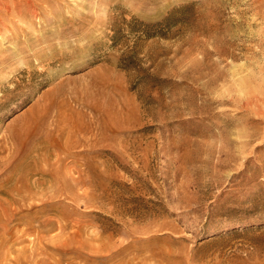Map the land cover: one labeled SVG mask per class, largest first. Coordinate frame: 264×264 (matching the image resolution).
I'll use <instances>...</instances> for the list:
<instances>
[{"label":"rangeland","instance_id":"1","mask_svg":"<svg viewBox=\"0 0 264 264\" xmlns=\"http://www.w3.org/2000/svg\"><path fill=\"white\" fill-rule=\"evenodd\" d=\"M262 108L264 0H0V264H264Z\"/></svg>","mask_w":264,"mask_h":264},{"label":"trees","instance_id":"2","mask_svg":"<svg viewBox=\"0 0 264 264\" xmlns=\"http://www.w3.org/2000/svg\"><path fill=\"white\" fill-rule=\"evenodd\" d=\"M168 22V20L164 21V23ZM167 24V23H166Z\"/></svg>","mask_w":264,"mask_h":264},{"label":"bare ground","instance_id":"3","mask_svg":"<svg viewBox=\"0 0 264 264\" xmlns=\"http://www.w3.org/2000/svg\"><path fill=\"white\" fill-rule=\"evenodd\" d=\"M10 7V6H9ZM7 8V7H6ZM263 109V108H262ZM264 110V109H263ZM40 223V222H39Z\"/></svg>","mask_w":264,"mask_h":264}]
</instances>
